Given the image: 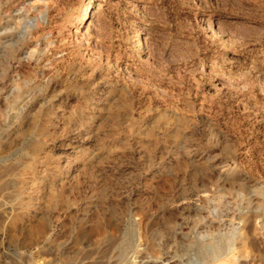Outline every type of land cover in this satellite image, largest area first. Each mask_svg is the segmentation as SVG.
Segmentation results:
<instances>
[{"label":"rangeland","instance_id":"374dc122","mask_svg":"<svg viewBox=\"0 0 264 264\" xmlns=\"http://www.w3.org/2000/svg\"><path fill=\"white\" fill-rule=\"evenodd\" d=\"M0 264H264V0H0Z\"/></svg>","mask_w":264,"mask_h":264},{"label":"bare ground","instance_id":"6f19581e","mask_svg":"<svg viewBox=\"0 0 264 264\" xmlns=\"http://www.w3.org/2000/svg\"><path fill=\"white\" fill-rule=\"evenodd\" d=\"M97 6V5H96ZM101 6V5H100Z\"/></svg>","mask_w":264,"mask_h":264}]
</instances>
